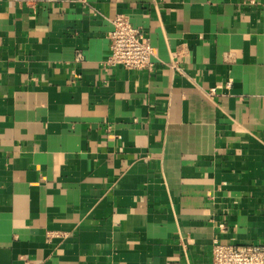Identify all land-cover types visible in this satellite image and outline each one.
<instances>
[{
	"label": "crops",
	"instance_id": "crops-1",
	"mask_svg": "<svg viewBox=\"0 0 264 264\" xmlns=\"http://www.w3.org/2000/svg\"><path fill=\"white\" fill-rule=\"evenodd\" d=\"M28 1L0 0V264L264 245V0ZM119 14L154 73L102 66Z\"/></svg>",
	"mask_w": 264,
	"mask_h": 264
},
{
	"label": "built area",
	"instance_id": "built-area-1",
	"mask_svg": "<svg viewBox=\"0 0 264 264\" xmlns=\"http://www.w3.org/2000/svg\"><path fill=\"white\" fill-rule=\"evenodd\" d=\"M32 1L35 0H30ZM29 2V1H28ZM29 2V3H30ZM156 50L148 34L141 27L134 26L126 15H117L113 20V30L109 35V45L102 66L107 70L125 69L154 73L157 65ZM177 56L173 58L176 60ZM177 62L173 67L177 68ZM217 88H213L214 93ZM181 100L182 95L174 96ZM212 264H264L263 244H220L211 249Z\"/></svg>",
	"mask_w": 264,
	"mask_h": 264
}]
</instances>
